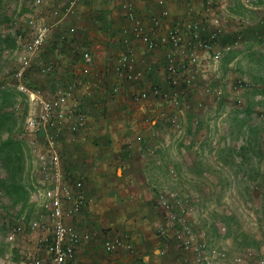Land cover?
<instances>
[{
  "label": "built area",
  "instance_id": "1",
  "mask_svg": "<svg viewBox=\"0 0 264 264\" xmlns=\"http://www.w3.org/2000/svg\"><path fill=\"white\" fill-rule=\"evenodd\" d=\"M82 1L20 0L33 12L14 20L12 29H7L17 42L13 51L15 65L5 71L0 87L10 83L27 95L31 105L24 129L34 153V191L40 213L30 219L11 217L10 222H5V239L17 240L16 246L21 251L20 240L27 230L43 231L35 253L20 252L22 260L28 264H77L78 246L93 237L92 233H79L66 221L90 201L82 194V176H75L76 171L72 176L67 173L65 156L69 147L63 146V140L73 145L86 137L81 95L91 94L92 78L85 77L92 76L93 56L87 47L79 46H87L81 44L85 40L80 41L79 27L69 26L59 33L61 42L75 44L73 56L79 59L76 75L53 91L44 92L30 81L31 70L41 75L54 71V60L40 61L37 56L48 40L50 28L72 15ZM231 1L233 3V0H117L111 13L117 25L112 35L119 48L104 66V71H110L114 78L108 85L109 93L126 97L145 111L147 121H160L178 133L185 114L201 107L193 98L195 94L218 100L224 93L219 87L210 85L214 79L211 73L223 53L234 51L243 43L250 25L246 14L236 15L228 9L232 7ZM238 2L248 12L261 9L259 20L264 22V4L258 0ZM171 4L176 5L173 12ZM45 16L48 21L43 20ZM258 41L264 47L263 34L258 36ZM149 70L162 76L164 87L147 77ZM246 87L239 78L228 83L232 97ZM235 100L240 102L236 97ZM261 148L264 149V141H261ZM156 201L172 242L188 257V264H264L250 249L231 255L196 238L182 217L192 212L187 199L168 193L158 196ZM158 233L166 234L162 225ZM101 246L106 253L133 249L125 232L104 238ZM38 250H42L43 255H39Z\"/></svg>",
  "mask_w": 264,
  "mask_h": 264
},
{
  "label": "crops",
  "instance_id": "2",
  "mask_svg": "<svg viewBox=\"0 0 264 264\" xmlns=\"http://www.w3.org/2000/svg\"><path fill=\"white\" fill-rule=\"evenodd\" d=\"M116 1L83 0L75 9L74 15L66 16L57 25H53L37 60H54V71L50 75L32 71L30 77V81L45 92L53 91L63 81L76 75L79 59L73 56L75 44L61 42L59 33L69 26L82 27L90 44L79 46L87 47L93 56L92 76L85 77L92 78L91 94L81 95V109L86 116V137L84 141L73 145L63 140V146L69 147L65 156L69 167L66 168L67 173L72 176L73 171H76L75 176H82V194L90 201L78 214L66 221L71 222L79 233H92L93 237L78 246L75 258L77 264H188V257L172 242L163 212L156 200L160 195L171 193L168 191L170 187L192 186L199 182V173L195 171L206 170V167L201 169L195 164L201 158L196 144L202 137H209L210 141L215 139L211 133H219L214 128L216 119H221L225 130L222 132L227 133L231 119L224 109L230 108L228 105L231 102L226 97L227 94L218 100L195 94L193 98L201 107L195 112L186 113L182 120L185 127L182 126L175 133L160 121H147L144 118L145 111L130 103L126 97L110 94L108 85L113 83L114 78L112 79L110 71H104V66L108 65L109 59L119 48L112 35L113 28L117 26L111 13ZM229 4L232 7L228 9L232 13L246 14L249 18V12L241 7L238 0ZM237 5L239 12L235 9ZM169 7L171 12L176 9L175 4ZM45 17L43 20L48 21V17ZM249 21L243 45L249 50L252 49L251 46L261 47L259 50L264 52V47L258 41V36L264 35V22L251 18ZM256 55L241 50L223 53L216 69L211 73L214 79L210 81V85L219 87L222 93H229L228 83L233 73L239 78L246 76L253 82L257 80L258 83L250 90L255 89V98L262 95L259 84L261 80L251 75L256 71L250 69ZM140 57L146 58L143 55ZM254 67L255 64L252 68ZM231 68L235 71H231ZM256 74L259 75V72ZM147 77L164 87L163 78L158 73L149 70ZM208 150L210 153L213 151ZM212 160L209 163L212 174L226 165L225 161H215V156H212ZM161 225L166 231L164 235L158 233ZM123 232L129 235L132 251L104 252L101 246L104 238ZM42 234L40 229L27 230L20 240L21 251L16 246L17 240L11 242L14 260H18L22 250L35 253L37 240ZM41 251L38 252L39 255H43ZM17 263L28 264L25 260H18Z\"/></svg>",
  "mask_w": 264,
  "mask_h": 264
},
{
  "label": "rangeland",
  "instance_id": "3",
  "mask_svg": "<svg viewBox=\"0 0 264 264\" xmlns=\"http://www.w3.org/2000/svg\"><path fill=\"white\" fill-rule=\"evenodd\" d=\"M262 4L264 0H261ZM23 6L20 0H0V80L5 71L15 65L13 51L17 42L7 29H12L14 20H20L33 12L30 9L26 11ZM235 9L240 11L238 5ZM260 11L261 9L249 10V18L258 22ZM81 28L78 35L80 41L85 40L81 44H90ZM247 34L246 30L245 35ZM251 47V50L245 49L242 43L235 50L257 54L253 57L255 61L251 63L250 69L259 72V75H251L261 80L259 84L262 95L258 94L255 98V89L250 90L258 83L257 80L253 82L246 76L239 78L231 73L230 83L239 78L247 87L235 96L240 102H236L235 97L228 92L222 94V97L226 94V97L231 96L228 99L231 102L228 105L230 108H223L231 119L227 133H224L221 119H216L214 128L219 133H211L215 139L210 141L209 137H202L196 144L201 158L195 164L201 169L206 167L207 171H195L200 174L198 183L170 187L168 191L188 200L186 203L192 212L182 217L196 238L199 237L208 245L221 248L231 255L250 249L264 261V149L261 148V141H264V52L259 50L261 47ZM187 64L190 62L187 61ZM254 64L255 67L252 68ZM231 71L235 69L231 68ZM30 111L31 105L26 94L14 89L10 83L0 87V181L14 189L10 195H5L2 191L0 193V264H18V260H22L20 254L18 260H14L12 244L5 239L4 223L10 222L13 216L30 219L40 213L39 201L36 200L34 191V153L24 129L25 119ZM183 123L182 126L185 127ZM193 125L196 126V122L193 121ZM4 142L8 144L2 145ZM10 145L13 149L9 159L1 160L5 153L8 154ZM208 149L213 150L212 153ZM212 156L219 163L226 162L225 167L214 171V174L209 170ZM214 179L217 184H214Z\"/></svg>",
  "mask_w": 264,
  "mask_h": 264
},
{
  "label": "trees",
  "instance_id": "4",
  "mask_svg": "<svg viewBox=\"0 0 264 264\" xmlns=\"http://www.w3.org/2000/svg\"><path fill=\"white\" fill-rule=\"evenodd\" d=\"M259 1H260V0H259ZM23 7H24V6H23ZM24 8H25L26 11H28V9H26V7H24ZM74 14H75V12L73 13V15H74ZM73 26H74V25H73ZM70 27H72V26H70ZM4 144L6 145V144H8V142H7V143L4 142L2 145H4ZM9 144H10V143H9ZM11 149H13V148H11V145L8 146V149H7V150H9V151H7L8 154L5 153V154L3 155V157H2L1 160H4L5 158H6V160L9 159L8 156H10L9 154H10ZM11 175H12V174H11ZM12 187H13V186H12ZM13 188H14V187H13ZM11 190H13V192H14V189L11 188V185H7V186H5V185L3 184V182L0 181V191H2L3 193H5V195H10V194L12 193ZM13 201L15 202L16 199H13ZM162 215H163V213H162ZM163 217H164V215H163ZM4 227H5V229H7L5 223H4ZM180 251H181V250H180ZM181 252L185 255V253H184L183 251H181Z\"/></svg>",
  "mask_w": 264,
  "mask_h": 264
}]
</instances>
